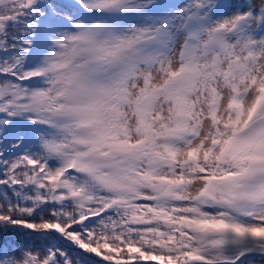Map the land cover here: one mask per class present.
<instances>
[{
  "label": "snow or ice",
  "instance_id": "snow-or-ice-1",
  "mask_svg": "<svg viewBox=\"0 0 264 264\" xmlns=\"http://www.w3.org/2000/svg\"><path fill=\"white\" fill-rule=\"evenodd\" d=\"M0 264H264V0H0Z\"/></svg>",
  "mask_w": 264,
  "mask_h": 264
}]
</instances>
